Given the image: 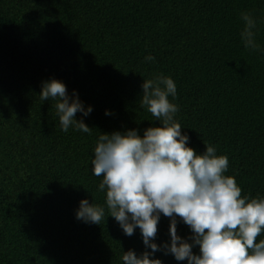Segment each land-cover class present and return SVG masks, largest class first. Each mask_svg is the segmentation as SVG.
<instances>
[{"label": "trees", "instance_id": "obj_1", "mask_svg": "<svg viewBox=\"0 0 264 264\" xmlns=\"http://www.w3.org/2000/svg\"><path fill=\"white\" fill-rule=\"evenodd\" d=\"M243 13L261 51L242 42ZM159 75L176 84L188 146L215 147L242 198L264 199V0H0V264H123L146 251L138 228L128 237L109 216L92 160L101 134L161 126L140 107L143 79ZM52 79L92 107L75 117L90 133L64 132L56 100L40 99ZM84 199L104 207L100 225L76 218ZM169 228L161 214L153 242H170Z\"/></svg>", "mask_w": 264, "mask_h": 264}, {"label": "clouds", "instance_id": "obj_2", "mask_svg": "<svg viewBox=\"0 0 264 264\" xmlns=\"http://www.w3.org/2000/svg\"><path fill=\"white\" fill-rule=\"evenodd\" d=\"M241 39L246 49L261 51L255 41L256 21L243 13ZM153 61L151 55L145 58ZM140 107L160 122L149 127L143 137L138 130L101 134L94 150L92 172L102 177L98 186L106 191L109 216L131 237L138 228L146 251L123 252V264H162L153 259L156 252L171 254L187 264H264V199L242 198V189L234 177L226 176L229 160L205 145L203 154L188 146L190 138L182 133L174 116L178 106L171 103L177 87L173 79L163 75L143 79ZM56 100L55 108L64 132L75 124L79 131L90 133L83 119L92 107L85 109L78 94L69 96L64 83L52 79L42 83L40 99ZM111 113L106 112V115ZM170 218V242L154 243L161 218ZM105 209L87 199L80 202L76 218L100 225ZM192 235L188 239L177 233L178 219ZM191 241V242H189ZM199 247V255L193 248ZM147 249H150L148 251Z\"/></svg>", "mask_w": 264, "mask_h": 264}]
</instances>
